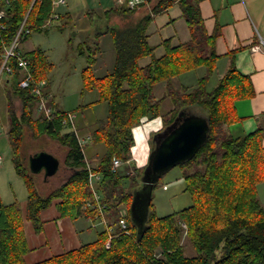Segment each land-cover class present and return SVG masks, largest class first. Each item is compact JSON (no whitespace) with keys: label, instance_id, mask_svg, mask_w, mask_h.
<instances>
[{"label":"trees","instance_id":"1","mask_svg":"<svg viewBox=\"0 0 264 264\" xmlns=\"http://www.w3.org/2000/svg\"><path fill=\"white\" fill-rule=\"evenodd\" d=\"M203 1L159 0L152 12L141 18H137V9L145 4L136 9L115 6L104 12L111 22L108 33L115 45L113 70L101 78L94 74L101 53L98 35L77 46L79 55L88 63L82 74V90H96L99 97L91 104L80 106L81 115L73 112L82 116L99 103L108 106V115L97 121L89 144H83L75 128L64 123L68 112L59 108L53 98L49 104L54 108L52 117L37 112L39 98L34 90L43 80L49 84L47 74L52 66L45 52L37 48L24 53L34 76V82L26 89L20 86L22 70L11 61L14 73L3 78L7 87V136L17 173L28 185L29 200L23 210L20 204L5 206L0 198V264H27L26 256L31 249L25 223L30 222L36 234L43 233L42 213L54 204L62 218L71 220L96 213L85 210L86 204L93 200L88 169L93 162V171L102 175L99 190L104 196L103 204L108 207L107 229L94 242L34 264H264V206L258 193V186L264 183L262 136L255 133L233 138L228 130L237 120L235 102L253 97L255 91L250 79L239 74L235 66L230 67L217 86L209 88L220 59L216 52L220 32H208L201 15ZM176 5L182 10L191 40L178 46L166 40L161 43L164 54L157 57V47L150 44L148 29L155 15ZM53 6L54 0L34 3L14 0L7 9L6 30L0 33V66L5 48L13 42L21 26L24 24L37 33L55 13ZM2 9L4 5L0 4ZM118 14L128 19L124 25L111 21ZM59 20L62 22L60 16ZM75 34L72 33L69 42ZM146 58L151 61L143 67L140 61ZM201 68L207 72L196 87H176L175 80ZM159 84L165 86L161 99L155 94ZM166 102L172 109L164 112ZM190 111L196 114L202 111L210 124L207 143L192 160L178 165L186 184L184 192L190 194L193 205L160 217L152 194L148 218L140 231L133 221L131 207L135 194L143 188L148 167L137 168L132 176L122 166L114 171V162L118 159L126 165L133 160L134 130L144 120L161 119L163 127L155 134L158 135ZM27 129L34 138L47 137L67 149L65 165L71 175L48 195H42L26 166L23 145ZM100 145L105 147V152L89 157V149ZM151 145L153 152V141ZM123 208L128 211L126 230L120 225ZM185 236L196 250V257L186 255Z\"/></svg>","mask_w":264,"mask_h":264},{"label":"crops","instance_id":"2","mask_svg":"<svg viewBox=\"0 0 264 264\" xmlns=\"http://www.w3.org/2000/svg\"><path fill=\"white\" fill-rule=\"evenodd\" d=\"M117 2L118 0H66V5L60 6L55 5L54 0L55 13L59 14L62 22L55 21L51 28H42L40 31L57 28L60 31L68 30L71 35L75 32L77 34L74 38L79 39V44L96 35L102 41L106 37H110L108 32L111 24L105 18L104 12L111 9L114 4V6H119ZM156 3L149 2L137 9V18L151 13ZM201 11L208 32L210 34L216 30L220 32L216 41V52L220 59L216 66H220L224 73L231 66H235L239 74L250 79L255 91L253 97L235 102L237 120L228 127L229 133L233 138H243L259 133L262 136L264 147V0H204L201 3ZM183 16L178 5L155 15L148 29V35L150 44L157 47V57L164 54V49L161 46L164 41L170 40L173 46H178L191 40V33ZM71 35L70 37H72ZM23 51L25 53L32 52H26L24 49ZM112 55L113 62L110 60L109 63H106L107 65L102 62L103 58L100 60L98 57L97 65L100 66L101 71L107 66L109 68L106 69V72L113 70L114 53ZM150 61V58L143 59L140 61V65L147 66ZM0 81L4 85V80ZM49 84L55 104L62 108L52 89V82L49 81ZM3 90L0 93V198L7 207L20 204L25 210L29 200L28 185L17 173L12 159L7 136L9 132V116L6 107L7 90L5 88ZM167 108L168 111L172 109L170 106ZM162 127L161 119H154L144 120L141 126L135 128L134 138L136 141L133 147L135 161L132 162V165L135 163L140 166L143 161L148 160L151 154V139L162 130ZM258 193L264 206V183L258 186ZM42 220L45 222V226L44 232L41 234L34 232L30 222L25 223V233L31 249V252L26 256L27 264L41 262L76 249L82 244L94 242L103 230L100 223L94 222L88 217L75 221L62 218L57 212L55 204L42 213Z\"/></svg>","mask_w":264,"mask_h":264},{"label":"rangeland","instance_id":"3","mask_svg":"<svg viewBox=\"0 0 264 264\" xmlns=\"http://www.w3.org/2000/svg\"><path fill=\"white\" fill-rule=\"evenodd\" d=\"M159 0H152V3H156ZM115 5V4H114ZM112 5L111 7H115ZM127 18H125L122 15L114 16V18L111 20L113 23H120L123 24L127 22ZM79 24V23H78ZM80 25V24H79ZM75 27V25H73ZM30 30V29H29ZM32 31V30H30ZM33 34V35H32ZM32 37L26 42V39L28 37ZM70 33L68 30L60 31L57 28H54L52 30H44L37 33H30L25 40L22 42L23 49L28 52L32 51L37 48H41L42 51L45 52L47 61L52 65L51 69L48 71L47 77L49 81L52 82V89L56 93V99L61 105V109L71 110L68 112V114H72L75 116L73 127L78 132L81 142L83 144H89L90 143V134L93 130L96 129V123L97 121L104 120L108 115V106L106 103H99L89 109H87L82 116L77 115L73 111H78V108L80 106H85L88 104H91L95 102L98 99V92L96 90L93 91H83V71L87 68L88 63L87 59L83 56H80L77 50V46L79 45V39L73 38L71 42L70 41ZM101 43V55L99 56V59L106 63H109L110 60L113 59V53H114V46L113 40L110 37H106ZM21 47V48H22ZM22 49V51H23ZM24 52V51H23ZM25 53V52H24ZM113 62V61H112ZM100 66L97 64L94 67V74L96 77H104L109 71L106 72V69L109 68L108 66L105 67L106 69H102V71L99 69ZM206 69L201 68L196 71H193L187 75L182 76L180 79L175 80L176 87L180 88L182 85L187 86L189 89H193L197 86L198 81L206 75ZM224 72L222 71V68L220 66H216V70L214 74L211 77V80L209 82V88H213L214 86L218 85V82L220 79L224 76ZM8 76V75H7ZM6 77V76H5ZM4 77V78H5ZM23 80V79H22ZM41 82H46V92L50 95L49 96V103L47 105L49 107V104L51 103L50 100L53 98L52 92L49 90L50 84H48L47 80H43ZM4 85H2L0 81V93L1 91H4L3 88L6 90V84L3 82ZM159 86V87H158ZM155 88V94L157 97H162L165 94V86L164 84H159ZM161 99V98H160ZM172 107L169 102H166V105L163 106V111L167 112V107ZM6 107H7V96H6ZM37 112H39V103L37 105ZM81 115L80 111H78ZM44 114V113H43ZM189 114H196L194 112H189ZM198 115H201L205 117V114L202 111H199L197 113ZM38 115V114H37ZM79 116V117H78ZM27 136L23 145L24 149V155H25V162L26 166L29 168V159L30 157L34 156L37 153L40 152H48L50 154H53L54 157L56 156L60 162L61 167L59 172L53 176L48 177L45 179L44 174L45 172L42 171L38 174H34L31 172V175L33 176L35 183L37 187L39 188L42 195H48L51 192L55 191L59 187H61L68 179V177L71 175V171L67 169L65 165L66 160V154L67 149H65L63 146H61L58 142H54L50 140L47 137H41L40 138H34L31 135V132L27 129ZM159 134L154 135V139H151L154 142V149L156 147V142L159 140ZM151 141V143H152ZM150 149L152 150V145L150 146ZM105 152V147L103 145L92 147L89 149V157L96 156V154H103ZM152 154V151H151ZM148 160L143 161L142 164H138V166L132 165V162L135 161L134 157L133 160L126 165L122 164L123 168L122 170L125 171L127 174H130L132 176H135L137 173V168L139 167H148L150 164V157ZM123 163V162H122ZM89 171H92L94 175L99 176L101 179L99 182L94 183L95 189L102 195V199L100 200L102 205L104 201V196L102 192L99 190V184L102 181V175L98 172H94L93 168L95 167V163H90L88 165ZM30 169V168H29ZM158 187L153 192V204L155 211L157 212L158 216L165 217L167 215L173 214L175 212H179L183 209L189 208L193 205V199L190 196V194L185 193L184 190L186 188L185 181L183 180V173L181 167H175L171 171H169L167 174L163 175L160 179ZM90 186V183H89ZM91 188V186H90ZM93 192V189H91ZM95 201L94 192H93V200ZM90 201V202H92ZM126 209L123 208L120 212V216L123 211ZM58 212V210H57ZM127 216H128V211ZM60 214V213H59ZM97 213L89 215L88 218L93 220L94 222H98L103 226V229H107L108 227V214L106 216V223L100 220L97 217ZM127 218V217H126ZM75 221V220H74ZM100 226V225H98ZM101 226V228H102ZM183 228L187 229L186 225L183 224ZM99 231V229H97ZM183 246L185 249V253L188 257H196V250H194L192 244L190 243L189 239L185 236L183 240Z\"/></svg>","mask_w":264,"mask_h":264},{"label":"water","instance_id":"4","mask_svg":"<svg viewBox=\"0 0 264 264\" xmlns=\"http://www.w3.org/2000/svg\"><path fill=\"white\" fill-rule=\"evenodd\" d=\"M209 131L208 119L198 114H188L179 116L174 125L159 134L143 180V188L135 194L131 207L133 221L140 231L148 218L156 182L173 168L192 160L207 143ZM60 167V160L45 151L29 159L30 172L38 174L44 171L46 178L55 176Z\"/></svg>","mask_w":264,"mask_h":264},{"label":"built area","instance_id":"5","mask_svg":"<svg viewBox=\"0 0 264 264\" xmlns=\"http://www.w3.org/2000/svg\"><path fill=\"white\" fill-rule=\"evenodd\" d=\"M36 2V0H34ZM14 0H0V4L4 5L5 9L0 10V33L6 30V24L5 20L7 19V9L11 7ZM148 0H118L117 4L119 6L127 5L130 9H136L140 6L146 4ZM55 5L64 6L66 5V0H55ZM59 20V14L54 13L51 17L50 21L47 22V24L43 28H51L53 26V23L55 21ZM32 31L25 28L24 24L19 29L17 35L15 36L13 42L7 46L4 53V60L0 66V80L3 79L5 76H12L14 73L13 66H11V61H14L17 66L22 70L23 72V80L21 82V87L26 89L29 88L30 85L34 82V76L31 70V62L24 57V52L22 51V42L25 40V38L30 35ZM264 43V42H263ZM46 82H41L34 90V94L39 98V112L44 113L48 118L52 117V114L54 113V108L49 107L47 103H49V94L46 92ZM75 120V116L72 114H67L65 124H71L73 126ZM1 160V158H0ZM121 160H115L113 170H117L122 166ZM100 177L94 175L92 171H89V183L91 186V189H93L95 201L88 202L85 206V210H91L96 212L97 217L104 223H106V216H107V205H102L101 199L102 195L95 189L94 183L100 181ZM126 217L127 212L126 210L122 212L121 214V220L120 225L123 228V230H126L128 227V223H126ZM111 231V230H110Z\"/></svg>","mask_w":264,"mask_h":264},{"label":"flooded vegetation","instance_id":"6","mask_svg":"<svg viewBox=\"0 0 264 264\" xmlns=\"http://www.w3.org/2000/svg\"><path fill=\"white\" fill-rule=\"evenodd\" d=\"M44 177H45V174H44ZM45 179H46V177H45Z\"/></svg>","mask_w":264,"mask_h":264},{"label":"bare ground","instance_id":"7","mask_svg":"<svg viewBox=\"0 0 264 264\" xmlns=\"http://www.w3.org/2000/svg\"><path fill=\"white\" fill-rule=\"evenodd\" d=\"M9 146V145H8Z\"/></svg>","mask_w":264,"mask_h":264}]
</instances>
